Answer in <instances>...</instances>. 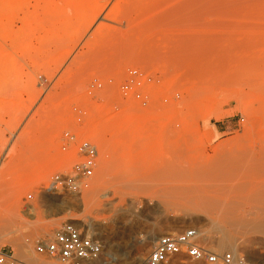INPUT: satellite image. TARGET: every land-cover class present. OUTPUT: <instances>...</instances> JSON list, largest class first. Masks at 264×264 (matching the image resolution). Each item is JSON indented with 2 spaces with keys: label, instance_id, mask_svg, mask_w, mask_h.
<instances>
[{
  "label": "rangeland",
  "instance_id": "rangeland-1",
  "mask_svg": "<svg viewBox=\"0 0 264 264\" xmlns=\"http://www.w3.org/2000/svg\"><path fill=\"white\" fill-rule=\"evenodd\" d=\"M48 1L0 0V183L11 168L0 186L8 195L0 249L24 262L23 239L27 255L46 259L35 250L51 236L46 227L85 217L90 198L109 227L96 237L117 250L110 264L134 256L146 264L166 233H212L187 196L212 158L264 137V0H50L43 26ZM42 26L51 30L44 44ZM66 132L98 135V164L80 193L45 189L79 158ZM132 146L152 181L126 187L120 157ZM76 197L81 206L51 213ZM152 231L159 236L146 243ZM196 263L205 264L184 255L169 264Z\"/></svg>",
  "mask_w": 264,
  "mask_h": 264
},
{
  "label": "bare ground",
  "instance_id": "bare-ground-1",
  "mask_svg": "<svg viewBox=\"0 0 264 264\" xmlns=\"http://www.w3.org/2000/svg\"><path fill=\"white\" fill-rule=\"evenodd\" d=\"M50 2L51 1L49 0L46 4V8L44 7L46 9L45 10L46 16L44 20L46 21L43 20L42 23L40 22V25L44 26L43 23L46 24L51 23V19L52 16L54 15V11H52L53 9L52 10L50 9V6L52 5V2L51 5ZM132 5H134V3H132ZM257 11L258 9L255 10L254 12ZM249 12L251 11L249 10ZM44 28L45 27L41 29L43 31L44 30L47 31L46 33L43 32L44 35L46 34V36L43 35L44 39L41 41L43 42V44L49 38L48 34H51L50 29L48 30ZM97 35L99 36L100 34ZM48 40L50 41V39ZM50 43L51 42L47 44ZM57 43L56 45L58 46ZM97 136L98 135H94L92 139H89L88 141L95 143L96 142L95 138ZM134 155H135V151L133 150V146H132L129 147L120 157L121 158L120 161L122 162L121 172L125 174L126 187H132L136 183L148 184V182L152 181L151 179L152 177H150L151 175H145V172L140 171L139 170L140 166L137 165L138 162L139 164H144L145 160L141 161L140 158L138 159ZM211 160H213V165H212V161H210L209 163L211 164L212 167L211 166L209 168L201 167L199 172H197V175L194 177L196 181L195 186L192 184V186H194V188L192 189V195L188 194L187 196L189 201H195V204H193L192 206L194 213H196V215H205V217L207 216L213 223L212 233L209 230L201 232L198 228L194 227L198 230L199 233L198 238L203 242L207 241L210 244L209 248L219 253H222V251L224 250H228L234 253L235 255H241V256L247 255L246 257L248 264H250L249 262H251V264H264V137L262 136L260 138H256L254 139V141L252 140L247 144L245 142V144H242L240 146V149L238 148V151H236L235 154L233 155L227 154L222 157L212 158ZM175 161L174 159L172 160L173 163ZM101 162L102 164H106L104 163L105 162L104 160ZM177 163L175 164L178 167ZM10 169L7 168L3 169L2 180L0 183L1 187L4 186L6 182L4 177L8 175V171ZM102 170L106 171L105 165L102 167ZM105 179L103 180V182L106 181ZM95 185L93 186V188H95ZM93 188L91 190H93ZM3 189L4 188L0 190L2 191ZM5 193L7 192L5 191ZM5 193L4 192L0 193V195L2 194L1 202H0L1 203L0 209H2V213L0 212V239L4 237L3 229L5 228L7 223L6 215L3 214V213L6 214V212L8 211V207L6 205V203L8 202L7 201L8 195ZM86 200H88V204H87L88 211H86L87 214L85 215V217L84 216L82 218L72 217L69 220L76 221L78 224L83 225L84 223L81 220L83 218H87V219L89 218L87 220L89 226L87 227L90 232L92 231V233L95 236L96 233L94 232V230H99V232H97L99 234H106L105 232H108L109 227L99 222L97 216L96 217L93 216L92 210H89L91 209L90 207L93 204V199L90 198ZM75 206H81V202H79V198L77 199V197L75 200L73 199L64 200L63 202H61L60 205H52L50 207V211L51 213L56 214L61 210H67ZM219 223H223V224L219 225ZM53 231H54L53 226H47L44 232L47 235H52ZM214 232L220 233V235L215 236L213 234ZM158 236H159V231H152L146 237V239L148 240L146 241V243L150 244V242L155 241L158 238ZM18 242H19L18 254L24 259L25 264H30L26 262H31L32 264H55L53 260H50L48 258L41 259L36 255H31V256L27 255L25 249L30 244H28L27 241L23 239H21ZM146 243L144 245H147ZM242 250L247 251L245 252L247 254L242 253L241 252ZM116 255H117V250L114 249L112 244L109 245L108 248L104 246L103 256L104 258L106 257L105 258L107 260L106 264H110V262L108 261L109 256H116ZM119 264H145V262L143 261V258L141 256H136V257L134 256L131 259V261H128V259L126 258H120Z\"/></svg>",
  "mask_w": 264,
  "mask_h": 264
},
{
  "label": "built area",
  "instance_id": "built-area-1",
  "mask_svg": "<svg viewBox=\"0 0 264 264\" xmlns=\"http://www.w3.org/2000/svg\"><path fill=\"white\" fill-rule=\"evenodd\" d=\"M66 140L76 150L78 159L69 169L53 173L45 189L69 193H80L88 186V180L97 167L99 150L97 144L79 139L77 135L65 133ZM67 146H64L65 150ZM27 200L32 199L29 194ZM198 230L189 227L181 232L166 233L154 243L146 259L147 264H169L180 256L205 264H248L245 255L230 251L219 253L198 238ZM104 244L92 232L76 221H65L56 227L50 237L36 244V253L59 264H97L102 258ZM0 264H25L18 261L12 250L0 249Z\"/></svg>",
  "mask_w": 264,
  "mask_h": 264
}]
</instances>
